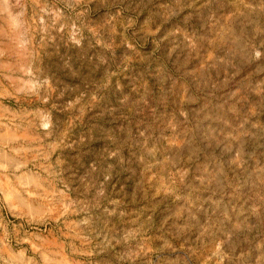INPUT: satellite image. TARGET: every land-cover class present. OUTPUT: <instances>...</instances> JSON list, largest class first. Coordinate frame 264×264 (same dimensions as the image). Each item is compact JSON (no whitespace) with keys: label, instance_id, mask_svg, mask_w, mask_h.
Returning <instances> with one entry per match:
<instances>
[{"label":"rangeland","instance_id":"rangeland-1","mask_svg":"<svg viewBox=\"0 0 264 264\" xmlns=\"http://www.w3.org/2000/svg\"><path fill=\"white\" fill-rule=\"evenodd\" d=\"M0 264H264V0H0Z\"/></svg>","mask_w":264,"mask_h":264}]
</instances>
